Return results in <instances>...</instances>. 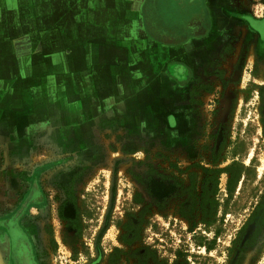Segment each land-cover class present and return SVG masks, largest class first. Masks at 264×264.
Returning a JSON list of instances; mask_svg holds the SVG:
<instances>
[{"label":"rangeland","instance_id":"rangeland-1","mask_svg":"<svg viewBox=\"0 0 264 264\" xmlns=\"http://www.w3.org/2000/svg\"><path fill=\"white\" fill-rule=\"evenodd\" d=\"M59 2L62 28L44 22ZM95 3L102 14L90 23L76 13L93 7L81 0H0V264L21 240L35 264H264V226L256 234L250 221L264 202V36L252 22L264 19V0L211 15L208 55L183 82L163 70L167 94L187 102L179 113L163 94L155 133L151 94L126 91V60L114 59L126 33L104 27L106 4ZM158 4L167 18L190 6ZM135 98L141 106L126 107ZM130 115L148 123L144 133ZM190 118L194 135L182 131ZM233 160L245 170L227 202L229 174L212 193L204 170Z\"/></svg>","mask_w":264,"mask_h":264},{"label":"crops","instance_id":"crops-1","mask_svg":"<svg viewBox=\"0 0 264 264\" xmlns=\"http://www.w3.org/2000/svg\"><path fill=\"white\" fill-rule=\"evenodd\" d=\"M82 1V5L85 4L89 6V4H92L91 6L93 7L90 8L88 12L86 9L83 11L77 8L76 13H90V23L99 22L96 20L98 19V15L100 13L102 14V9H99L100 4L98 5L95 3L97 0H81V2ZM159 1L160 0H115L112 3L110 0H103V3L106 4L107 20L105 21L106 25L103 24L104 22L101 23L106 28H118L123 30L122 34L126 33V41L124 40L122 42L124 47H122V50L116 51L118 56H115L114 59L121 61L126 60V91L129 90L133 93L148 91L151 94L150 103H153L149 106V114H151V116H149L150 122H148L150 123L149 127L151 133H155L159 126L157 115H155L153 109L156 112L157 108V111L160 110L159 112H161V108L164 107L165 103L163 94H167V89L162 80L164 76L163 70L167 69V71H169V83H176L178 81L171 73L173 66L183 64L189 67L194 61H200V59H205L207 57V52H202V45H206V42L209 40L208 38L206 39L208 35V33L206 34L207 26L204 23L199 24V29L196 32L193 25L194 22L206 13L209 15V28H211L212 14L234 12L242 9L240 0H187L190 6L186 12H184V9L181 10L182 16L180 18H167L164 16L166 11L161 10V7H159ZM63 6L61 2L58 3L55 9L54 7L49 8V6H46L43 12H49V14H51V12H57L58 16H55L54 19L50 17L48 20L44 19V22L50 23L52 20L56 21V19H58L59 28H62L63 26L61 23H66L67 20ZM30 8L31 7H26L27 16ZM16 12L19 13L20 11L16 10ZM23 12L25 11L23 10ZM33 12L34 10H32V13ZM75 22H77V20H75ZM18 23L19 22H16L12 27L22 28ZM218 23H220V20L217 21V26ZM99 25L100 24L96 26L90 25L89 27L96 28L99 27ZM49 27H51V25H49ZM204 55L205 58L203 57ZM139 65L144 67L143 70L139 68L129 69L130 66L138 67ZM141 76L147 78L143 79ZM158 77H160V83H157L159 84V89L157 84L155 86L152 85L153 81L157 82ZM180 97L182 96L179 95V91L166 95V101L170 104L173 103L179 113H181L180 110H182L183 104L187 102V98L183 97L182 100H180ZM135 100L132 102L130 101L126 107H140L142 99L135 98ZM146 110H148L147 107ZM177 116L180 117L179 114ZM188 121L185 125V133L194 135V120L190 118ZM126 122H128L127 125L134 133L142 134L145 132L144 129L147 130L146 125L148 123L145 124L144 122L145 125H142L143 123L140 122L138 116H126ZM175 126H180V124L177 122ZM140 130H142V132Z\"/></svg>","mask_w":264,"mask_h":264},{"label":"trees","instance_id":"trees-1","mask_svg":"<svg viewBox=\"0 0 264 264\" xmlns=\"http://www.w3.org/2000/svg\"><path fill=\"white\" fill-rule=\"evenodd\" d=\"M218 158H219V155L217 154L214 157V162H217ZM243 169H244V165H242L237 160H233L230 164H228L224 168L217 167V168H213V169H210V168L205 169L204 171H206V173L215 174L213 176V178H212L214 180L213 192L212 193H215L217 191V189H218V175L223 173V172H227L229 174L228 187H227L229 195H228L227 202H229V200L234 195V192L236 190L237 184L239 183V181L241 180L242 176L244 175ZM210 178H206L204 180V184H203V188H202V192H203L202 193V198L208 197V188H207L206 185H207V182H208V180ZM211 202H212L211 203V207L213 209H216V202L217 201L212 200ZM203 208L206 210L205 205H203ZM259 213H261V215L257 216V215H259ZM250 221L253 222L255 225H257V227H258V230L256 231V234L258 232H260V229L264 226V202L263 201H262V203L260 202L256 206L255 210L252 212V214L250 216ZM245 229H246V226H244L242 230L245 231ZM126 239H128L126 241L127 243H130V242L133 241V238L130 239V238H128L127 235H126ZM112 264H116V263H112Z\"/></svg>","mask_w":264,"mask_h":264},{"label":"flooded vegetation","instance_id":"flooded-vegetation-1","mask_svg":"<svg viewBox=\"0 0 264 264\" xmlns=\"http://www.w3.org/2000/svg\"><path fill=\"white\" fill-rule=\"evenodd\" d=\"M209 22H210V19H209V15L208 14L205 13L203 16H200L193 24L196 32L199 29V24H203L204 23L207 26V31H206V34H207L209 32V30H210ZM252 22H253V26L260 32V34L262 36H264V19H255ZM205 55L203 56L204 58H205ZM187 70L189 71V68L187 66H185L183 64H178L177 66H173L171 73H172L173 77L179 83H181V82L184 81L183 80L184 79V73H186ZM185 125H186V123H185ZM182 126H184V125H182ZM182 131L186 132L185 126H184ZM24 246H25L24 241L21 240L22 250L18 251L17 255L14 253V251H12L10 264H14V262H13V257L14 256L17 257L18 264H35V262L31 258V256L28 253V251L25 250Z\"/></svg>","mask_w":264,"mask_h":264}]
</instances>
